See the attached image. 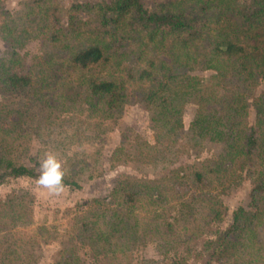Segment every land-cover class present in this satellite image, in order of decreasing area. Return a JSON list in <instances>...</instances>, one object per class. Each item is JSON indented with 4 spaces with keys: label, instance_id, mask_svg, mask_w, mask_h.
Listing matches in <instances>:
<instances>
[{
    "label": "rangeland",
    "instance_id": "1",
    "mask_svg": "<svg viewBox=\"0 0 264 264\" xmlns=\"http://www.w3.org/2000/svg\"><path fill=\"white\" fill-rule=\"evenodd\" d=\"M48 1L56 5L57 26H67L66 8L75 0ZM106 1L80 0L83 4ZM194 1L143 0V4L147 8L180 5L187 10L193 8V15L198 16ZM255 1L233 0L229 4L233 8L226 15H233L241 22L243 12L253 11L249 8ZM32 3L33 0H2L4 8L14 17L27 10L26 4ZM79 17L86 18V14L81 13ZM70 43L66 39L47 44L41 38L31 37L24 39L16 53L30 68L47 54L67 50L65 46ZM205 46L203 41L202 49ZM166 47L170 48L168 44ZM11 51L0 37V53L7 55ZM213 73L214 70L191 71V75L218 90L219 79L212 78ZM67 80L55 77L54 86L44 90L43 99L0 86V103L12 110L6 123L12 130L8 134L11 158L28 166L37 162V169L39 159L51 151L62 162L64 178L73 179L79 185H65L64 192L56 196L39 186L37 178L6 177L0 183V264H165L177 255L187 264H206L205 241L231 223L237 207L250 208L251 188L264 168V155H255L254 164L245 165L229 159L216 141L204 138L195 144L188 143L183 136L196 117L198 106L186 102L180 114V139L166 153L170 163L164 162L157 152L169 140L158 141L156 124L139 99H128L111 115H106L86 98L84 85ZM245 94L246 114L236 118V122L249 128L258 117L255 103L264 96V79L259 78ZM9 121L17 126L12 127ZM215 166L218 171L211 173ZM175 169L178 179L169 180L171 170ZM195 170L205 171L201 182L193 180ZM122 175L154 187L152 191L163 200V221H157L154 211H159L156 206L159 197L143 200L147 206L151 205L147 210L130 201L127 221L135 226L133 237L126 232L110 242L93 240L90 232H82L83 220L93 222L95 218V222L97 217L98 230L103 231L105 220L110 217L107 214L104 219L91 217L83 211L94 206L96 213L102 214L122 208L120 192H115L116 182ZM20 192L24 196L20 197ZM14 196L20 197L16 205L10 203ZM137 220L142 221V226ZM143 227H150L151 231ZM253 231L247 241L255 261L247 264H264V227ZM174 239H182L183 244L175 245ZM210 264L225 263L211 260Z\"/></svg>",
    "mask_w": 264,
    "mask_h": 264
},
{
    "label": "trees",
    "instance_id": "2",
    "mask_svg": "<svg viewBox=\"0 0 264 264\" xmlns=\"http://www.w3.org/2000/svg\"><path fill=\"white\" fill-rule=\"evenodd\" d=\"M232 1L195 0L197 16L193 15V8L187 10L174 4L147 8L143 0H108L94 4L75 0L66 8L67 26L60 24L59 27L55 20L58 11L52 1L33 0L32 4H26V11L14 17L0 0V37L12 50L7 55L0 53V86L43 99L44 90L54 86L55 77L79 81L86 87V98L90 103L93 101L92 106L106 115H111L128 99H139L156 124L158 141L169 140L158 152L153 147L167 163L170 158L166 153L180 139V114L184 104L192 102L198 111L185 131L186 141L194 144L204 138L216 141L229 159L253 165L255 155H264V96L255 103L258 117L254 125L244 128L236 118L246 114V91L259 78L264 79V0L252 3L249 9L253 11L243 12L241 22L233 15H226L233 8L229 5ZM81 13L86 18L79 17ZM31 37L41 38L47 44L66 39L71 43L65 46L67 50L47 54L29 68L18 59L16 49ZM203 41L206 46L202 49ZM196 69L214 70L212 78L219 79L216 86L219 84L221 94L210 83L191 75ZM11 111L0 103V142L4 143V147L0 143V183L6 177L37 178V162L28 166L9 155L8 134L12 130L6 123ZM9 122L12 127L17 126ZM218 169L212 168L211 173ZM171 172L169 180L178 179V171ZM204 174L203 170H195L193 180L201 182ZM64 183L79 187L70 178H64ZM116 184L115 192H120L122 208L102 214L96 213L94 206L83 211L91 217L104 219L106 214L110 217L105 220L103 231L98 230L97 217L95 222V218L93 222L83 220L81 230L84 234L90 232L93 240L110 242L126 232L133 237L135 226L127 221L130 201L147 210L151 205L147 206L143 200L159 197L156 204L159 211H154L157 221H163V200L152 191L153 186L128 175L119 177ZM146 190L151 191L146 193ZM18 195L21 197L24 193ZM20 197H12L10 203L16 205ZM250 197L249 209L237 207L231 223L205 241L206 264L211 260L225 264L255 261L247 236L264 227V168L251 188ZM137 223L142 226V221ZM142 229L151 231L150 227ZM173 242L183 244L182 239ZM183 260L177 255L165 264H187Z\"/></svg>",
    "mask_w": 264,
    "mask_h": 264
},
{
    "label": "clouds",
    "instance_id": "3",
    "mask_svg": "<svg viewBox=\"0 0 264 264\" xmlns=\"http://www.w3.org/2000/svg\"><path fill=\"white\" fill-rule=\"evenodd\" d=\"M37 184L48 189L52 195L59 196L65 190L64 170L61 160L55 153L46 152L38 161Z\"/></svg>",
    "mask_w": 264,
    "mask_h": 264
}]
</instances>
